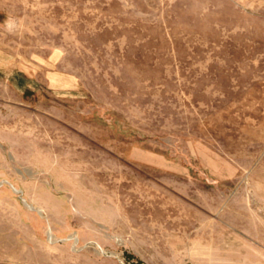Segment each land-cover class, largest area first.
Segmentation results:
<instances>
[{
  "label": "rangeland",
  "instance_id": "374dc122",
  "mask_svg": "<svg viewBox=\"0 0 264 264\" xmlns=\"http://www.w3.org/2000/svg\"><path fill=\"white\" fill-rule=\"evenodd\" d=\"M0 264H264V0H0Z\"/></svg>",
  "mask_w": 264,
  "mask_h": 264
},
{
  "label": "bare ground",
  "instance_id": "6f19581e",
  "mask_svg": "<svg viewBox=\"0 0 264 264\" xmlns=\"http://www.w3.org/2000/svg\"><path fill=\"white\" fill-rule=\"evenodd\" d=\"M16 191V190H15Z\"/></svg>",
  "mask_w": 264,
  "mask_h": 264
}]
</instances>
